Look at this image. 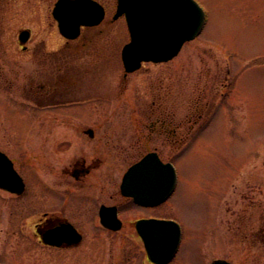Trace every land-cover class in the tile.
Listing matches in <instances>:
<instances>
[{"label": "rangeland", "instance_id": "obj_1", "mask_svg": "<svg viewBox=\"0 0 264 264\" xmlns=\"http://www.w3.org/2000/svg\"><path fill=\"white\" fill-rule=\"evenodd\" d=\"M55 1L8 0L0 14V60H7L9 75L19 81L8 95L0 92V150L16 158L26 184L51 186L55 179L36 170L22 153L24 145L79 138L63 123L88 124L96 135L133 141L136 125L149 123L152 101L165 97L175 123L185 122L188 129L197 122L180 149L173 144L164 148L177 174L165 208L180 229L179 246L167 264L217 259L264 264V0H195L205 14L200 35L172 60L144 63L127 74L120 50L128 33L123 18L111 22L114 0H98L108 10L103 23L64 49L51 16ZM22 29L30 30L27 50L18 48ZM82 42L86 49L81 56L87 60L73 62V70L58 80L84 75L90 90L104 97L36 108L23 95L35 89L31 81L48 76L38 73V67H48L54 57L78 56L74 53ZM37 212L39 208L15 204L0 190V264H146L140 243L123 234L101 237L94 253L88 241L70 251L45 248L32 236Z\"/></svg>", "mask_w": 264, "mask_h": 264}, {"label": "flooded vegetation", "instance_id": "obj_2", "mask_svg": "<svg viewBox=\"0 0 264 264\" xmlns=\"http://www.w3.org/2000/svg\"><path fill=\"white\" fill-rule=\"evenodd\" d=\"M7 2L8 0H0V14L6 10ZM100 4L104 7L106 18L107 6L101 2ZM113 5L115 7V0ZM113 15L114 12L111 22L115 21ZM100 25L83 28L76 40L83 36V31L98 28ZM74 41L64 40L63 49L73 47L71 43ZM81 46L82 48L74 53L79 54L78 56L54 57L48 67L46 64L42 65L43 68L41 65L38 67V73H49L48 76L31 81L35 83V89L23 95L36 108L69 107L84 104L89 98L104 97L101 93H93L90 90L89 81H85L84 75L76 74L78 79L75 80H58L60 76L73 70V62L80 60L83 63L87 60L81 56L85 53V43L82 42ZM18 48L27 50V46L23 48L19 44ZM78 71L82 72V69L76 68L77 73ZM18 85V79L9 75L7 60H0L1 94L8 95V91ZM21 87L24 88L25 83H22ZM1 97L0 106L3 107L4 96ZM201 118L202 114H198V119ZM147 119L148 124H141L142 127L136 125L133 141L130 142H124L120 138H107L108 133L96 135V128L88 124L63 123L66 130L75 133L79 138L69 136L37 139L33 144L24 145L22 153L24 152L30 161H34L36 170L54 177L51 186H44L42 183L35 187L28 186L17 167L16 158L9 152H3L12 161L25 185L18 193L1 191L15 204L19 202L39 208L32 224V236L41 246L70 251L80 248L88 241L91 243L87 246L88 250L94 253L99 250L97 242L101 237L123 234L127 241L136 244L139 242L144 262L153 264L147 259L137 223L168 220L165 206L169 196L154 204L139 202L130 194L141 192L145 196L143 198L149 200L147 195L150 187L147 179L132 178L130 186L124 187L125 175L131 166L148 154L155 155L163 164L172 163L170 155L164 154V148L173 144V148L180 149L193 135L197 122L188 129L184 127L185 122L175 123L173 113L171 115L169 111L168 99L165 97L157 104L152 101ZM262 235L264 236V230ZM45 241H51L53 244H47Z\"/></svg>", "mask_w": 264, "mask_h": 264}, {"label": "water", "instance_id": "obj_3", "mask_svg": "<svg viewBox=\"0 0 264 264\" xmlns=\"http://www.w3.org/2000/svg\"><path fill=\"white\" fill-rule=\"evenodd\" d=\"M60 34L68 40L77 38L80 27L98 25L103 17V8L93 0H58L52 12ZM124 16L130 41L121 51L126 73L139 69L142 62H167L173 59L184 43L199 35L204 24V12L194 0H117L114 18ZM29 39V31L18 35L21 45ZM147 179L149 200L143 193H131L143 203H156L171 194L175 186V170L170 163L162 164L153 154L146 155L129 168L124 187L130 179ZM22 179L9 159L0 152V188L19 192ZM148 260L166 264L175 254L179 244L180 230L172 220L139 223ZM143 227L144 230H140ZM142 228V229H143ZM53 244L51 241H45ZM211 264H230L214 260Z\"/></svg>", "mask_w": 264, "mask_h": 264}]
</instances>
